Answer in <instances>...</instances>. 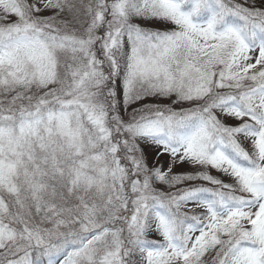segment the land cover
Returning <instances> with one entry per match:
<instances>
[{
  "label": "snow or ice",
  "instance_id": "6c2138e0",
  "mask_svg": "<svg viewBox=\"0 0 264 264\" xmlns=\"http://www.w3.org/2000/svg\"><path fill=\"white\" fill-rule=\"evenodd\" d=\"M0 264H264V0H0Z\"/></svg>",
  "mask_w": 264,
  "mask_h": 264
},
{
  "label": "rangeland",
  "instance_id": "374dc122",
  "mask_svg": "<svg viewBox=\"0 0 264 264\" xmlns=\"http://www.w3.org/2000/svg\"><path fill=\"white\" fill-rule=\"evenodd\" d=\"M145 27L147 28H150V29H159V28H163L164 25L158 23V22H148L144 25ZM144 103H149V104H161V105H164V104H171V101L170 100H167V99H163V98H160V99H155V98H149L147 100L144 101ZM132 107H139V104H135L133 105ZM176 107H179V106H176ZM129 111H131V109H129ZM228 123H232V121H227ZM146 155L148 156L149 158V164L151 163H154V159L152 158V155H151V152L148 151L146 153ZM168 157L167 156H164L161 158L160 162L162 164H166L167 161H168ZM176 172L178 173H189V172H193V168L191 165H188V164H183V165H177L176 168L174 169ZM213 175H219L218 173H216L214 170L212 172Z\"/></svg>",
  "mask_w": 264,
  "mask_h": 264
}]
</instances>
